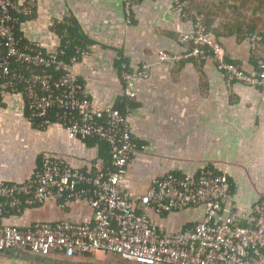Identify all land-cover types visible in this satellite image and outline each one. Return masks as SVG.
Returning <instances> with one entry per match:
<instances>
[{"label":"crops","instance_id":"0c3cea01","mask_svg":"<svg viewBox=\"0 0 264 264\" xmlns=\"http://www.w3.org/2000/svg\"><path fill=\"white\" fill-rule=\"evenodd\" d=\"M125 2L34 0L20 31L25 39L41 42L44 50L55 51L61 45L56 24L65 30L72 21L79 26L87 39L86 53L80 54L74 70L86 95L103 107L122 105L135 142L122 193H144L154 178L167 172L195 174L211 167L228 177L232 201L249 210L264 197V89L226 79L211 57L203 62L188 60L194 56L159 62L160 51L188 49L178 35L192 29V19L182 16L175 0H132L129 13ZM221 42L229 59L247 71L255 69L245 39L231 35ZM144 64L147 76L135 80V97L130 99L124 93L123 71L145 69ZM44 153L91 175L106 165L99 143L70 136L59 121L37 127L27 118L23 97L1 91L0 182L25 181ZM86 198H48L4 215L2 222L25 227L63 218L89 221L92 210ZM203 210L198 205L149 214L161 230L175 232L201 219ZM49 257L50 262H60ZM82 260L110 264L95 260L93 254L74 256L69 262Z\"/></svg>","mask_w":264,"mask_h":264},{"label":"built area","instance_id":"2783aa9c","mask_svg":"<svg viewBox=\"0 0 264 264\" xmlns=\"http://www.w3.org/2000/svg\"><path fill=\"white\" fill-rule=\"evenodd\" d=\"M131 3L126 0V13ZM175 3L182 16L192 19V29L180 32L178 39L193 47L183 53L160 51L159 62L205 58L209 52L226 79L264 89V47L256 69L245 71L225 59L221 44L207 33L201 13L186 11L184 0ZM34 7V0H0V92L20 94L28 120L39 128L53 123L51 112L58 109L56 121L68 134L105 141L110 161L91 175L44 153L25 181L0 182V250L38 256L60 252L70 257L102 250L138 264H264V197L255 200L249 210L239 208L232 201L231 183L224 173L211 167H202L195 174L167 172L154 178L144 193H122L120 186L135 147L127 115L100 106L86 95L74 70L85 49L65 58L63 48L46 51L41 42L25 39L19 26ZM260 40V35H247L251 51ZM14 63L33 69L25 73L12 68ZM143 67L123 71L124 93L130 99L135 97V80L147 76V65ZM83 196L92 210L89 221L63 218L25 227L2 222L4 215L48 198ZM198 205L204 209L202 218L175 232L161 230L149 214Z\"/></svg>","mask_w":264,"mask_h":264},{"label":"trees","instance_id":"16d2710c","mask_svg":"<svg viewBox=\"0 0 264 264\" xmlns=\"http://www.w3.org/2000/svg\"><path fill=\"white\" fill-rule=\"evenodd\" d=\"M184 2L183 7L186 11L195 10L203 15L202 21L206 26L207 33L213 35L221 46L222 37L234 35L237 40L241 41L243 39L246 40L247 35L250 34L260 35L261 40L258 41L256 49L251 51V56L256 69V60L260 56L264 47V0H184ZM24 18L25 17H22V20ZM56 30L61 36L60 48L65 50V58L72 54H79L80 50L84 49L83 47L85 42H87V39L74 21H72V27L66 28L67 31L64 29V25L61 24H56ZM192 47L193 44L188 43V49ZM200 47L205 48L203 45H200ZM2 53L3 47L0 45V55ZM224 55L226 60L234 62L229 59L226 54ZM207 57H210L209 52L207 53ZM188 60H200L203 62L206 58L189 57ZM120 66L122 65L120 64ZM12 68L22 69L25 73H28L33 69H26L23 65L15 63L12 64ZM125 69H127V67ZM115 108L121 112L125 110L122 105ZM51 113L52 120H58L59 110L54 109ZM85 139L97 142L103 147L105 153L103 154V161L108 165L110 161L109 145L105 141L97 138L87 137ZM214 171L218 172L215 169ZM192 224L187 226H191Z\"/></svg>","mask_w":264,"mask_h":264},{"label":"rangeland","instance_id":"374dc122","mask_svg":"<svg viewBox=\"0 0 264 264\" xmlns=\"http://www.w3.org/2000/svg\"><path fill=\"white\" fill-rule=\"evenodd\" d=\"M50 256L56 257V259L60 260V262H69L72 260V257L70 256H65L64 254L57 252V253H51ZM27 257V256H26ZM93 258L97 261L100 262H110V264H135V262L130 261V260H123L121 257L118 256H112L110 253L102 251V250H97L93 254ZM32 261V260H30ZM0 264H21V263H10V262H3L0 261ZM27 264H30L27 262ZM34 264V263H33ZM106 264V263H105Z\"/></svg>","mask_w":264,"mask_h":264},{"label":"flooded vegetation","instance_id":"af4514ba","mask_svg":"<svg viewBox=\"0 0 264 264\" xmlns=\"http://www.w3.org/2000/svg\"><path fill=\"white\" fill-rule=\"evenodd\" d=\"M8 260H5L4 262H10V263H21V264H27V262H30V264H64V263H56V262H50V257L49 256H38V255H33V257L29 258H22L23 260L12 258V256L8 255L6 257ZM27 259H30L32 261H29ZM66 264H72V262H68ZM76 264H94L93 262H89L87 260H82V261H77ZM124 264V263H123ZM138 264V263H135Z\"/></svg>","mask_w":264,"mask_h":264},{"label":"water","instance_id":"95a60500","mask_svg":"<svg viewBox=\"0 0 264 264\" xmlns=\"http://www.w3.org/2000/svg\"><path fill=\"white\" fill-rule=\"evenodd\" d=\"M10 255L12 258L20 259L23 260L22 258H28L26 255L17 252V251H7V250H0V260H8L6 257ZM30 261V259H27ZM30 263V262H28ZM68 263V262H67ZM94 264H104V263H98V262H93ZM72 264H76L75 261L72 262Z\"/></svg>","mask_w":264,"mask_h":264}]
</instances>
